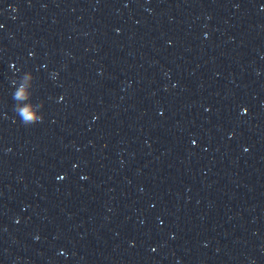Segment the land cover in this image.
<instances>
[{"label":"water","instance_id":"1","mask_svg":"<svg viewBox=\"0 0 264 264\" xmlns=\"http://www.w3.org/2000/svg\"><path fill=\"white\" fill-rule=\"evenodd\" d=\"M0 264H264V0H0Z\"/></svg>","mask_w":264,"mask_h":264},{"label":"clouds","instance_id":"2","mask_svg":"<svg viewBox=\"0 0 264 264\" xmlns=\"http://www.w3.org/2000/svg\"><path fill=\"white\" fill-rule=\"evenodd\" d=\"M22 95H23V93H18L17 94V98H21ZM24 115L25 116H30V112L26 109V110H24Z\"/></svg>","mask_w":264,"mask_h":264}]
</instances>
